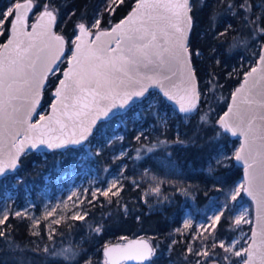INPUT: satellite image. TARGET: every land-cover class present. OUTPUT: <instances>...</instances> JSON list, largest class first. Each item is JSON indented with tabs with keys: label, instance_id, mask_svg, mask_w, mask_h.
Masks as SVG:
<instances>
[{
	"label": "snow or ice",
	"instance_id": "6c2138e0",
	"mask_svg": "<svg viewBox=\"0 0 264 264\" xmlns=\"http://www.w3.org/2000/svg\"><path fill=\"white\" fill-rule=\"evenodd\" d=\"M218 2L226 13L242 16L251 32L264 38V12L257 15L251 0ZM123 3L124 0H111L112 7L106 8V14L112 15ZM58 7L55 0H25L24 3L13 0L12 6L0 12V36L7 32L9 37L0 48L13 46L7 56L0 54V179L18 167V160L26 148L37 149L44 145L49 149H61L88 141L99 120L109 118L114 109H124L135 99L145 98L152 86L161 90L163 99L178 105L180 113H191L200 97L192 63L200 53L191 47L190 0H135L130 14L107 28L101 27L107 21H102L100 16L88 19L81 15L67 41L53 31L60 16ZM28 15L36 17L31 25L27 23ZM231 27V24L227 25L218 35H226ZM239 42V38H235L232 47ZM66 43L71 45L67 56L63 50ZM257 55L258 66L251 67L245 74L241 86L232 93V103L218 117L217 124L223 134L241 138L240 146L232 156L225 154L226 159L241 163L245 174V181L235 186L229 199L236 200L243 192L256 201L261 213L255 218L259 231L253 229L250 235L242 234L231 240L213 237L210 247L202 246L195 251L196 257L206 258L197 259L196 264H264V45ZM62 57L70 65L63 71L60 69ZM58 73L61 78L54 92L56 102L50 105L48 113L42 114L37 111L41 90L49 76L55 77ZM178 75L184 84L181 91L164 87L163 81H172ZM249 78H253L251 85ZM237 96L245 107L237 103ZM202 119L207 121V114ZM161 125L166 128L167 122L161 120ZM141 137L147 139L143 130L135 139L140 141ZM175 142L183 143L179 134ZM168 143L157 137L155 144L137 149V159L142 158L144 152H152ZM99 154V149L93 153ZM122 179H127L123 170L106 188L93 190L88 203H93L98 196L110 198L111 194V197H118L123 190ZM150 179L152 184L145 196L154 195L167 201L168 197L161 192L164 181L155 176ZM132 184L138 187L136 181ZM182 190L187 194V190ZM73 196L76 200H72ZM82 197L88 198L87 190L80 194L73 192L68 197L73 208L83 202ZM144 202L147 203V199ZM55 207L46 212L44 219L53 215ZM14 215L20 217L25 213L16 211ZM86 215V211L77 210L67 219L84 220ZM248 215V210L244 209L234 217L233 224H252L253 220L246 218ZM222 216L224 212L218 211L211 218L213 223L201 225V228L214 231L215 223ZM7 219L8 213L4 211L0 225ZM63 219L62 214L50 223L58 225ZM184 227H190V221H185ZM95 232L101 233L102 227H97ZM53 233L54 229L49 232V239ZM33 235L39 233L33 232ZM0 237H6L2 229ZM216 248L222 253L215 252ZM43 251L48 253L49 249L45 247ZM187 251L192 253L193 249L189 246ZM154 253V247L141 240L127 245H106L102 249L103 264L125 261L151 264ZM50 254L64 255L63 252ZM234 257L239 259L234 260ZM85 264H92V261L89 259Z\"/></svg>",
	"mask_w": 264,
	"mask_h": 264
},
{
	"label": "rangeland",
	"instance_id": "374dc122",
	"mask_svg": "<svg viewBox=\"0 0 264 264\" xmlns=\"http://www.w3.org/2000/svg\"><path fill=\"white\" fill-rule=\"evenodd\" d=\"M248 31L251 32L250 29ZM245 41H247L246 44L244 43L245 56H239L240 64L236 68V72L245 68L243 78L251 67L257 65L259 59L257 54L260 52L261 46L264 45V43H260L255 34L245 35ZM62 63L60 64L61 71L64 70ZM160 97V93L151 92L144 101L132 109L130 115H120L111 124L104 125L98 134L95 132L90 141L83 145L78 152L65 150L56 157L52 155V152L37 153L41 162H33V173L30 174L31 183L24 182L23 187H19V183L23 181V175L20 173L14 176L15 182L10 184L11 180L8 179L0 188V217L4 211H7L8 219L15 216L16 211L25 213L20 218L29 221L32 235L33 232L39 233V235H33L32 244H35L37 248L47 247L51 253L63 252L64 255L53 256L58 260L69 262H74L80 256L82 249L86 250L89 246L87 242L90 236L87 229L94 235L93 244L99 241L100 236L99 233L95 234L94 229H90V224H84L85 219L73 221L67 217L77 210L86 211L88 215L89 210L94 208L96 203L103 204L108 208V211L115 210L125 217L137 215L140 212L145 215L160 212L167 219L179 220L178 226L173 230L169 247H165L163 244H154L155 254L151 264H177V260L181 259H186L189 264H196L197 259L205 260L206 258L196 257L195 251L201 249L202 246L210 247L213 237L231 240L242 234L250 235L253 223H241L239 226H235L233 219L241 211L247 209L249 215L246 218L254 221L252 201L243 192L236 200L229 199L235 186L244 182L243 178L230 188H213L214 193L199 192L188 187H179L177 184L178 178L183 175L179 147L171 145L165 130L158 129L159 126L162 127L161 120L168 122L175 114L172 112L169 115L162 109L163 104ZM156 121H159V126ZM162 128L167 129L168 123L166 128ZM141 130L145 132L147 139L141 137V140L137 141L135 137ZM121 137L122 139H120ZM157 137L167 140L168 145L157 147L152 152H144L142 158L137 159V149H141L144 145L155 144ZM229 138L232 141L226 145L224 142L221 143L219 153L210 164L214 171L218 167L229 166L231 159H226L225 154L231 157L240 146L239 140L232 139L230 136ZM98 149L100 154L93 155ZM116 157L122 158L116 159ZM218 161H222V163H218ZM121 170L127 179H122L123 190L119 196L111 197L110 194V198L107 200L98 196V199L89 204L91 192L97 188H106L111 180L120 175ZM152 176L164 181L161 185V192L168 197L167 201H161L154 195L145 196L152 184L150 179ZM132 181H136L138 187L134 186ZM182 189L187 190V194H184ZM85 190H87L88 198L83 199L82 197L83 202L73 208L72 201L68 197L73 192L80 194ZM145 199H147V203L144 202ZM72 200H76V197L73 196ZM112 201H115L114 205L111 203ZM56 205H60V207H55ZM54 207L53 215L44 219L46 212ZM125 208L127 212H125ZM220 210L224 212V215L226 212L230 213L232 223L228 220L223 221L222 216L220 221L215 223L214 231L211 229L205 231L204 228H201V225L212 224L211 218ZM62 214L65 219L61 220L60 224L50 223ZM36 220H39L38 224L35 223ZM185 221H190V227H184ZM2 226L0 225V229ZM53 229V236L49 239V232ZM219 234H222L221 237ZM189 246L193 249L192 253L187 251ZM69 249L71 251H66ZM215 252L222 253V250L216 248ZM88 258L87 255L83 264L88 261ZM165 259H168V262L163 263ZM233 259L239 258L234 257ZM103 261L104 256L92 264H103Z\"/></svg>",
	"mask_w": 264,
	"mask_h": 264
},
{
	"label": "trees",
	"instance_id": "16d2710c",
	"mask_svg": "<svg viewBox=\"0 0 264 264\" xmlns=\"http://www.w3.org/2000/svg\"><path fill=\"white\" fill-rule=\"evenodd\" d=\"M21 1L23 0H16V2ZM251 2L255 5L254 11L257 15L264 12V0H251ZM55 3L59 6L60 13L55 29L66 40L72 37L74 25L81 15H86L88 19L100 16L102 21H107V24L102 23L101 27L107 28L123 19L135 6V0H124L123 4L115 8L112 15H107L106 8L112 7L111 0H55ZM12 5L13 0H0V12L7 10ZM192 18L191 47L200 53L192 60L200 83L202 98L200 106L195 113L183 115L178 113L161 96L162 109L169 115L174 112L175 116L167 122V129L160 127L159 121L156 123L159 130L166 131V137L169 138L171 145L179 147V159L183 168V175L177 180L179 187L214 193L213 188H230L243 177V168L238 166L234 159L229 160V166L218 167L215 171L210 164L219 153L221 143L224 142L226 145L232 141L228 134H223L217 120L227 109L232 93L243 80L245 68L239 72H236V68L240 64L239 56H245V44L243 43L245 35L252 36L254 33L248 31L249 28L245 25L242 16L226 13L218 0H192ZM35 19L34 16L30 18L31 21ZM229 24L232 27L227 34L219 36L218 34L223 32ZM255 35L263 44L264 38L258 33ZM7 38L8 33L5 32L0 36V44H3ZM235 38H239L241 42L232 47ZM69 47L71 45L67 44V49ZM66 67L67 61L65 60L62 63V69ZM59 78H61L59 73L55 77L49 76L43 93L41 113L48 112L54 100L53 92ZM131 113L132 109L123 116H128ZM206 114L208 119L204 121L202 118ZM118 117L102 122L96 134L104 125L111 124ZM177 134L183 143L175 142ZM81 149L82 146L68 150L78 152ZM60 152H52V155L56 157ZM34 161L41 162L37 152L24 154L21 157L18 172L3 178L0 181V188L8 179L11 180L10 184L15 182L14 176L20 173L23 175V181L19 183V187L22 188L24 182L31 183L30 174L33 173ZM102 199L107 200L105 197ZM111 203L114 205L115 201ZM222 220L232 223L230 213L226 212ZM84 224H90V229L94 230L97 227H102V232L98 234L99 241L93 244L94 235L87 229L91 238H88L89 246L86 250L82 249L80 256L74 262H69L58 260L50 254V250L45 253L43 248H37L35 244H32L34 236L29 221L25 218L11 216L1 228L5 231L6 237H0V264H83L87 255L88 260L96 263L103 258L102 249L104 246L139 236L149 238L153 244H163L165 247H169L173 230L178 226L179 220L167 219L160 212L149 215L140 212L137 215L125 217L115 210L108 211V208L103 204L96 203V206L89 210ZM95 234L97 233L95 232ZM221 235L219 234V237ZM174 258L176 259V257ZM164 262H168V259H165ZM177 264H189V262L186 259H181L177 260Z\"/></svg>",
	"mask_w": 264,
	"mask_h": 264
},
{
	"label": "water",
	"instance_id": "95a60500",
	"mask_svg": "<svg viewBox=\"0 0 264 264\" xmlns=\"http://www.w3.org/2000/svg\"><path fill=\"white\" fill-rule=\"evenodd\" d=\"M24 2H25V0L21 1L20 3H24ZM34 2H35V1H34ZM190 2H191V5H192V0H190ZM134 7H135V6H134ZM134 7H133V8H134ZM133 8H132V9H133ZM130 12H131V11H130ZM130 12H129L124 18H126V17L130 14ZM191 16H192V8H191ZM30 18H31V15H28L27 23H28L29 25H31L32 23H34L35 20H36V19H35V20L31 21ZM45 20H47V17H45ZM192 21H193V18H192ZM56 23H57V21H56ZM56 23H55L54 26H53V31H54L56 34H59V33H57V31H56V29H55V27H56ZM192 26H193V23H192ZM28 30L30 31L31 29L29 28ZM191 30H192V28H191ZM191 30H190V38H191ZM59 35H62V34H59ZM62 36H63V35H62ZM63 37H64V36H63ZM8 38H9V37H8ZM8 38H7V39H8ZM64 39H65V41H67L65 37H64ZM6 41H7V40H6ZM6 41H5V42H6ZM5 42H4V43H5ZM4 43H3V44H4ZM12 47H13V46L10 45V46H9V49L0 48V54H3L4 56H7L8 52L11 51ZM63 50H64L65 55H66V54H67V43L63 46ZM64 59H65L64 57L61 58L62 61H64ZM61 63H62V62H61ZM61 63H60V64H61ZM192 63H193V61H192ZM258 63H259V59H258L257 65L254 66V67H257V66H258ZM69 66H70V65L67 63V67H69ZM193 66H194V64H193ZM67 67H66V68H67ZM66 68H65V69H66ZM257 75H258V74H257ZM244 77H245V76H244ZM196 80H197V91L200 93V97H199V99L197 100V102H196V107L193 109V111H192L191 113H187V114H185V113H181V114H183V115H189V114L195 113V112L197 111V109L199 108V106H200V103H201V99H202V98H201V91H200V83H199V80H198V78H197V75H196ZM243 80H244V78H243ZM243 80H242L241 83L235 88V90H236L238 87L241 86V84L243 83ZM252 81H253V78H249V83H250V85L252 84ZM47 82H48V80L46 81L44 87H43L42 90H41L40 105H39L38 108H37V111H38V112H40V109H41V106H42L43 93H44V90H45V88H46ZM163 85H164L165 88H167V89H171V90H173V91H181V90L184 88V84L182 83V79H181V77H180L179 75L176 76V77H174L172 81H167V80L163 81ZM257 87H259V81H257ZM235 90H234V92H235ZM154 91H156V92H158V93L161 94V90H160L158 87H156V86H152V87L150 88V93H151V92H154ZM54 92H55V90H54ZM54 92H53V94H54ZM234 92H233V93H234ZM147 96H148V95H147ZM147 96H146V97H147ZM231 96H232V95H231ZM146 97L143 98V99H135L133 102H130L129 105H127L124 109H114V110H113V113H114V114L110 113L109 118H105V119H101V120H99V121L97 122L95 128L93 129V133H92V135L89 136L88 141H90L91 137L95 134V132L97 131L99 125H100L102 122L109 121V120L113 119L114 117H117V116H120V115H123V114L127 113L128 111H130L131 109H133L135 106H137L140 102L144 101V100L146 99ZM164 100H165L168 104H170V105H171V106H172V107H173L178 113H180V112L178 111V105H176L174 102L167 101L166 99H164ZM55 102H56L55 100L52 101V103H55ZM52 103H51V104H52ZM231 103H232V100H231V98H230V102H229L228 106H229ZM237 103H238V104H241V98H240V96H237ZM228 106H227V107H228ZM241 107H245V105L241 104ZM49 110H50V107H49ZM49 110H48V112H49ZM226 110H227V109H226ZM226 110H225V111H226ZM48 112H47V113H48ZM222 115H223V114H222ZM34 120H35V116L33 117V121H34ZM228 135H229L232 139H237V140H239V141L241 142V138L233 137V136H231L230 134H228ZM88 141L84 142V143L81 144V145H67L66 147L61 148V149H49V148H47V147L44 146V145L39 146L37 149L26 148L25 151H24V153L21 154V156H20V158H19V160H18V167H17L15 170H9V172H8V174H7L6 176L11 175V174H14V173L17 172V170L19 169L20 164H21V163H20L21 157H22L25 153H28V152L51 153V152H54V151H65V150H68V149H70V148H79V147L85 145ZM234 161H235V160H234ZM235 163H236L238 166L242 167V168H243V171H244V167H243V165H242L241 163H239V162H237V161H235ZM6 176H4V178H5ZM242 178H243L244 181H245V174H244V173H243V177H242ZM2 179H3V178H2ZM2 179H0V181H1ZM247 197L252 201V203H253V207H254V221H253V228H252V230L255 229L256 231H259V228H258V225H257V222H256V219H255V218H256L258 215H261L260 210H259L258 207H257L256 201L253 200L252 197H250V196H248V195H247ZM137 240L147 241L149 244H151V245L154 247L153 242H152L149 238H147V237H143V236L132 237V238H129V239H125V240H123V241L113 242V243L108 244L107 246H114V245H127V244H130V243H132V242H134V241H137ZM154 249H155V247H154ZM154 254H155V253H154ZM153 258H154V255H153L150 259L152 260ZM122 264H141V262H140V261H125V262H122Z\"/></svg>",
	"mask_w": 264,
	"mask_h": 264
}]
</instances>
